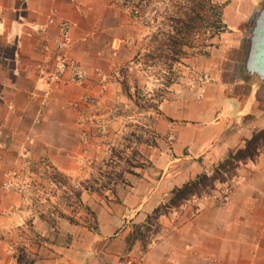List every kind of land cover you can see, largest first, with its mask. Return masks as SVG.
I'll return each instance as SVG.
<instances>
[{
    "label": "crops",
    "instance_id": "0c3cea01",
    "mask_svg": "<svg viewBox=\"0 0 264 264\" xmlns=\"http://www.w3.org/2000/svg\"><path fill=\"white\" fill-rule=\"evenodd\" d=\"M214 1L224 5L225 30L209 56L187 59L161 104L163 136L145 148L151 166L115 190L82 187L86 213L75 208L74 215L43 204L56 197L37 183L52 181V173L89 182L130 143L123 82L135 86L130 74L141 73L133 62L146 54L147 30L121 0H0V264H20L21 256L22 264H123L129 257L135 264H264V154L242 165L228 201L220 184L161 216L146 249L140 241L129 246L136 226H146L174 189L213 172L264 129V80L247 69L251 23L264 0ZM62 22L70 44L59 51ZM131 38L139 43L127 47ZM61 55L87 71L83 82L68 67L59 84L43 75ZM12 171L24 193L2 187Z\"/></svg>",
    "mask_w": 264,
    "mask_h": 264
},
{
    "label": "rangeland",
    "instance_id": "374dc122",
    "mask_svg": "<svg viewBox=\"0 0 264 264\" xmlns=\"http://www.w3.org/2000/svg\"><path fill=\"white\" fill-rule=\"evenodd\" d=\"M198 2V0H121L125 10L135 15L147 30L141 40V48L146 49V54L141 58L137 56L133 62V67L139 69L141 73L136 71L130 74L132 78L137 76L135 86L127 83L129 79L123 82V89L129 102L127 103L128 107L125 105L126 103L121 105L122 113L129 114L132 117L124 124L129 128L127 141H130V143L125 144V147L119 151L114 150L105 165L94 167V169L96 168L95 175L89 182L76 184L58 173L50 175L52 181L38 182V190L50 197H56L49 198L48 201L43 203L51 210L56 211L61 206L69 214H74L75 208L78 209V213H86L85 206L81 208L79 201L82 187L98 192L106 189L115 190L119 183H126L128 175H136V172L138 173L140 169L143 170L145 166L148 168L151 166L150 152L147 155L145 148L147 147L146 150L148 151L153 150L151 147L159 145V139L163 136L159 125L162 115L161 104L169 98L172 85L181 82L184 66L188 62L187 59H191V62H193L194 59L209 56L213 48L218 45L217 37H212L215 32L212 24L218 20V16L212 8L207 7L206 10L201 12L202 19L194 25L191 31L184 29L183 36L188 38L189 45L183 49L184 53L179 56L178 62L171 60V57L160 58L161 53L156 51L161 44L168 42L169 37L179 35L174 20L180 16L189 20V15H195L192 9ZM136 10L138 13H135ZM215 34L217 35V33ZM132 40L133 43H139V40ZM125 41L126 46L129 47L130 44L127 40ZM164 54L170 56L171 51L167 49ZM164 139L170 141L168 135H164ZM175 140L176 138H171L170 147H172V142H175ZM135 143H137L136 146ZM139 144H141V150ZM262 154H264V150ZM112 160L114 161L112 162ZM240 170L237 177L234 176L228 183L222 185L225 186L221 189L222 191L227 190L229 187L234 189L235 182L240 176ZM218 185L220 183L217 184V188ZM213 194L214 191L210 195L193 197L188 201L206 199ZM80 208L83 210L80 211ZM152 224L154 226L151 232H148L146 228L142 231L147 235V238L155 239L159 228L156 220H153Z\"/></svg>",
    "mask_w": 264,
    "mask_h": 264
},
{
    "label": "trees",
    "instance_id": "16d2710c",
    "mask_svg": "<svg viewBox=\"0 0 264 264\" xmlns=\"http://www.w3.org/2000/svg\"><path fill=\"white\" fill-rule=\"evenodd\" d=\"M199 2L192 9L194 16L189 15L188 19L182 16L174 20L176 23L175 28L179 31L178 36L169 37L167 43L161 44V46L156 50L161 53L160 58L171 57V60L178 62L179 56L184 53L183 49L189 45V40L184 37V29L192 30L194 25L198 23L201 18V12L206 10L207 7L212 8L215 14L218 16V20L212 24L215 32L212 37H218L222 31L225 30L223 25V9L224 5L215 3L214 0H198ZM217 33V35L215 34ZM216 35V36H215ZM173 47V48H172ZM169 49L171 55L167 56L164 52ZM181 49V50H180ZM264 150V129L256 132L250 140L246 141L243 148L231 151L229 156L220 162L214 169L212 174L205 172L199 175L197 178L187 182L182 187L174 189L172 192V197L170 200L162 204L155 212L149 216L146 226H136L134 234L129 238L130 250L137 241L142 242L144 249L148 247L151 243L150 238L142 231V229H147L148 232L152 231L153 220L157 221V227L159 230L161 226L159 224V219L163 215L169 214L173 209L180 208L186 201L192 199L193 197H202L203 195H210L211 192L217 189V184H226L234 176L237 177L238 171L241 166L249 161L255 162L259 159ZM157 230L156 233L160 232ZM24 257H20V264L23 263Z\"/></svg>",
    "mask_w": 264,
    "mask_h": 264
},
{
    "label": "built area",
    "instance_id": "2783aa9c",
    "mask_svg": "<svg viewBox=\"0 0 264 264\" xmlns=\"http://www.w3.org/2000/svg\"><path fill=\"white\" fill-rule=\"evenodd\" d=\"M135 13H138L136 10ZM54 22V19H51V23ZM61 31H62V40L58 42V50L62 51L65 48L68 47L70 44V31H69V24L66 22H62L61 25ZM128 44L132 45L133 40L129 39L127 40ZM71 68L73 70L74 78L78 82H83L86 79L87 71L80 65V63L76 62L75 60H70L66 62V58H63V56H60L59 63L56 67H53L52 65L47 64L43 69L42 73L45 75L49 82L54 84H59L63 76L65 74V68ZM1 98V93H0ZM175 135H172V139H175ZM2 187L7 190H13L17 192H24V184L22 182V178L18 172H10L8 175L7 180L2 184ZM233 189L230 187L227 188V190L224 191L223 194V200L226 202L229 200L230 195L232 194ZM123 264H135V260L132 257L127 258Z\"/></svg>",
    "mask_w": 264,
    "mask_h": 264
},
{
    "label": "water",
    "instance_id": "95a60500",
    "mask_svg": "<svg viewBox=\"0 0 264 264\" xmlns=\"http://www.w3.org/2000/svg\"><path fill=\"white\" fill-rule=\"evenodd\" d=\"M247 69L264 80V2L252 19Z\"/></svg>",
    "mask_w": 264,
    "mask_h": 264
}]
</instances>
